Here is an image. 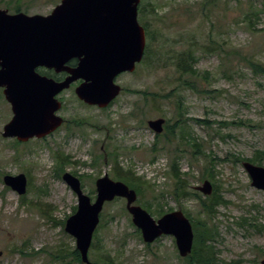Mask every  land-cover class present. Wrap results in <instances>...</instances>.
<instances>
[{
	"label": "rangeland",
	"instance_id": "obj_1",
	"mask_svg": "<svg viewBox=\"0 0 264 264\" xmlns=\"http://www.w3.org/2000/svg\"><path fill=\"white\" fill-rule=\"evenodd\" d=\"M59 2L0 0V8L46 15ZM251 7L258 10L257 17L251 15L255 29L246 16ZM137 20L146 34L143 58L132 72L116 77L122 89L106 107L80 101L74 93L77 83H72L56 96L61 101L57 113L65 123L47 136L16 143L15 138L1 135L12 113L0 89V264H77L67 254L60 259L49 254L56 256L58 250L69 252L75 247V238L64 230V224L77 197L61 176L64 172L82 176V190L94 200L95 180L104 173L114 179L110 165L91 164L93 155L105 149L118 152L122 167L152 183L153 191H145L142 201H151L155 210L151 197L163 193L158 199L162 208L180 209L185 216L186 212L196 215L198 198L192 195L177 201L170 193L171 156L180 155L178 165L187 173L182 175L187 190L200 197L207 195L195 187L204 180L211 182L200 180V174L210 158L216 159L214 180L230 201L217 208L211 221L219 232L215 241L219 264H261L264 227L256 226H264V190L251 185L242 161H235L234 156L248 158L264 150V75L253 74L242 59L250 56L264 63V0L207 4L205 0H140ZM210 46L215 49L210 51ZM188 51L196 59L194 73L180 67V58ZM158 117L165 123L157 134L147 120ZM185 118L186 123L176 125L168 141L163 135L165 125ZM182 127L200 144L195 158L188 153L194 148L182 137ZM57 154L67 157L63 171ZM259 165L264 166V158ZM19 173L27 182L21 195L3 182L5 174ZM136 204L141 205L138 200ZM144 209L154 219L170 212ZM100 217L94 245L88 250L90 262L107 254L114 264H186L172 235L143 241L125 199L106 202ZM242 217L255 226L240 225Z\"/></svg>",
	"mask_w": 264,
	"mask_h": 264
},
{
	"label": "water",
	"instance_id": "obj_2",
	"mask_svg": "<svg viewBox=\"0 0 264 264\" xmlns=\"http://www.w3.org/2000/svg\"><path fill=\"white\" fill-rule=\"evenodd\" d=\"M140 0H60L46 15L9 13L0 8V88L10 104L11 118L1 135L24 142L42 138L57 129L63 118L57 114L61 102L56 95L81 80L74 88L87 105L106 107L121 91L115 78L131 72L145 48V30L137 20ZM76 59L75 65L67 64ZM66 72L61 80L40 74L36 68ZM165 119H148L155 133L163 131ZM251 185L264 190V166L242 161ZM62 179L77 197L76 210L65 220L64 230L75 238L81 262L90 264L88 250L99 223L103 204L115 197L125 199L132 223L144 242L172 235L179 256L192 249L193 229L182 210H173L154 219L139 204L136 191L121 180L104 173L95 180L93 201L83 192L79 178L64 172ZM3 182L18 194L26 191L23 173L5 174ZM209 195L212 185L204 180L195 187ZM264 264V257L260 260ZM98 264H108L100 262Z\"/></svg>",
	"mask_w": 264,
	"mask_h": 264
},
{
	"label": "trees",
	"instance_id": "obj_3",
	"mask_svg": "<svg viewBox=\"0 0 264 264\" xmlns=\"http://www.w3.org/2000/svg\"><path fill=\"white\" fill-rule=\"evenodd\" d=\"M209 1H214V0H205V4L209 3ZM19 11V9H18ZM258 16V10L253 9L252 7L246 14L247 20H248V25H250L253 29H255L254 22L252 21V17ZM215 49L214 47H209L210 51H213ZM242 59L244 60V65L248 67L253 74L255 75H264V63L253 59L250 56H243ZM196 62V59L194 55H192L191 52H187L186 56L183 58H180V67L182 70L190 71V72H196V69L194 68V63ZM75 63V59H72L69 61V64L73 65ZM50 75V73H45ZM54 76V75H53ZM55 77V76H54ZM135 92L138 93H143L144 96H147L149 92L147 91H140L139 90H134ZM152 95V93H150ZM165 97V96H164ZM187 118L185 119H177L173 124H166L165 125V132L163 133L164 136H166V139L168 141H171L172 136L174 135V127L176 125H179L181 122L182 124H185ZM75 123H88L87 121H76L73 120ZM225 124H229V122H222ZM182 137L185 139L186 143L190 145V147H193V150H188V153L195 158L196 154L199 153L200 151V144L197 141L195 137H189L191 133L188 135L187 130L182 127L181 131ZM187 136L189 138H187ZM156 137H158L156 135ZM192 140L191 143L189 140ZM16 143H19L15 139ZM175 150V149H174ZM180 151H184V149H181ZM170 151V153H172ZM180 158V155H173L170 158L169 162V167H170V173L172 174L173 178V185L170 190V193L174 196L175 200L179 201L180 199L186 198L188 196L196 195L198 198V204H199V210L196 212V215H191L189 212H186V216L189 218L192 228H193V243H192V249L191 252L183 258V261L186 264H219L221 262L220 258L218 257V249L215 246V241L217 236L219 235V232L217 230V227L213 222L214 221L216 214H217V208L226 205L230 203L229 200L224 199L222 195V191L219 188V184L215 182V173H214V165L216 159L210 158L208 164L204 167V170L201 172L199 179H209L211 180V185H212V193L205 196V197H200L198 194H194L187 190V181L184 180L182 175L187 174L186 172H182L180 170V167L178 165V159ZM264 158V150H256L254 154L251 157L245 158L241 157L239 155L234 156L235 161H244L248 160L252 163L255 164H261L262 160ZM57 159V164H59L60 170L63 171V162L67 159L66 156L61 155H56ZM64 159V160H63ZM151 160H155V157H152ZM74 163H77V161L74 160ZM106 164L111 166V170L113 173V177L115 179H119L124 181L129 187L135 189L137 193V200L141 204L142 207L146 208L147 210L151 211H156L157 214H162L166 211H170L172 208H168L167 210H164L162 208V203L158 202L159 196H163V193H159L158 195H153L152 201L155 202L157 205V208L154 210L152 209V202L147 200V201H142L141 197L144 194L145 191H153L152 190V183H150L148 180L142 179L141 176H138L135 174V172L132 171L130 168H124L120 165V161L118 159V152L116 151H110L107 152L105 149L104 151H99L98 154L93 155L91 164L92 165H98V164ZM74 173V172H73ZM76 174V173H74ZM78 177L81 179L82 176L78 175ZM76 207H74L73 212L75 211ZM45 214V213H44ZM101 218V217H100ZM100 223V222H99ZM240 225L243 224H248L255 226V224H252L249 221V218L247 217H242L241 220L238 222ZM257 229H261L264 226H256ZM138 232L139 229H136ZM96 232V231H95ZM95 232L94 235L95 236ZM219 237V236H218ZM93 242L91 243V246H93ZM90 246V247H91ZM99 247V246H98ZM58 254L54 256L53 254L49 253L50 256L53 259H60L65 258L66 254L70 256L71 260L77 264H81V259H80V254L78 250L74 247L72 248L69 252L64 251V250H58ZM92 264H96L99 262H107L108 264H114L113 258H111L109 255L106 254V256H99V258L92 259ZM225 264H239L238 262H225Z\"/></svg>",
	"mask_w": 264,
	"mask_h": 264
},
{
	"label": "flooded vegetation",
	"instance_id": "obj_4",
	"mask_svg": "<svg viewBox=\"0 0 264 264\" xmlns=\"http://www.w3.org/2000/svg\"><path fill=\"white\" fill-rule=\"evenodd\" d=\"M72 60V59H71ZM67 64H69V62L67 63ZM76 64V59H75V63L73 64V65H75ZM69 65H71V64H69ZM72 66V65H71ZM36 70L39 72V73H41V74H45L46 72L47 73H50V74H52V75H54L55 77V79L56 80H61V79H63V78H65L66 77V75H67V73L66 72H64V71H62V72H59V73H56V72H54V70L53 69H48V68H45V67H37L36 68ZM124 73V72H123ZM121 74V73H120ZM119 74V75H120ZM81 80H78V81H75L77 84L80 82ZM75 82H73V83H75ZM72 84V83H71ZM70 84V85H71ZM76 84V85H77ZM75 85V86H76ZM63 123H62V125L65 123V119L63 118Z\"/></svg>",
	"mask_w": 264,
	"mask_h": 264
}]
</instances>
